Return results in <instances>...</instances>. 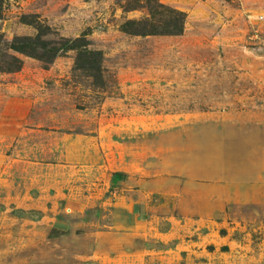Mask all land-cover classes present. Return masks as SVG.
<instances>
[{
  "label": "rangeland",
  "instance_id": "1",
  "mask_svg": "<svg viewBox=\"0 0 264 264\" xmlns=\"http://www.w3.org/2000/svg\"><path fill=\"white\" fill-rule=\"evenodd\" d=\"M161 1L180 35L122 32L125 0H7L0 264H264V0ZM33 23L89 40L104 84L8 49Z\"/></svg>",
  "mask_w": 264,
  "mask_h": 264
},
{
  "label": "trees",
  "instance_id": "2",
  "mask_svg": "<svg viewBox=\"0 0 264 264\" xmlns=\"http://www.w3.org/2000/svg\"><path fill=\"white\" fill-rule=\"evenodd\" d=\"M6 3L7 0H0V19L4 16ZM122 9L123 11H143V15L139 18L127 19L121 24L120 30L126 34L176 36L183 32L184 12L166 5L161 0H125ZM33 25L37 31L36 35L15 36L8 42L7 48L34 57L43 63L52 62L61 52L73 50L75 52L74 67L90 76L95 85L102 86L104 84L102 53L91 48L89 40L83 36L52 41L44 40L41 37L48 33L47 28L39 23H33ZM9 58L8 62L0 61V71L11 72L20 68L21 60L18 57L10 55Z\"/></svg>",
  "mask_w": 264,
  "mask_h": 264
}]
</instances>
